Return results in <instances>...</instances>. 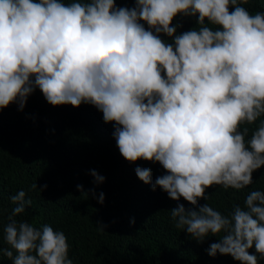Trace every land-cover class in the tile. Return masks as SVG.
Listing matches in <instances>:
<instances>
[{"label": "clouds", "instance_id": "9594fccd", "mask_svg": "<svg viewBox=\"0 0 264 264\" xmlns=\"http://www.w3.org/2000/svg\"><path fill=\"white\" fill-rule=\"evenodd\" d=\"M247 2L0 0V110L15 103L23 111L36 89L52 106L96 107L125 160L165 170L155 181L149 168L135 172L177 202L169 210L176 229L198 243L215 237L212 257L258 264L250 250L264 259V191L251 190L227 215L199 203L213 185L248 188L264 167V12L250 13ZM181 15L197 27L178 34ZM26 196L9 198V247L0 253L12 264H73L63 231L17 220L32 206Z\"/></svg>", "mask_w": 264, "mask_h": 264}, {"label": "trees", "instance_id": "16d2710c", "mask_svg": "<svg viewBox=\"0 0 264 264\" xmlns=\"http://www.w3.org/2000/svg\"><path fill=\"white\" fill-rule=\"evenodd\" d=\"M116 5L131 8L135 0H116ZM243 6L252 14L264 12V0H248ZM173 24H182L178 34L197 27L195 18L182 15ZM162 39L171 42L166 36ZM113 132V124H106L96 107L52 106L39 89L23 111L15 103L0 110V248L9 247L3 240V228L15 207L9 198L24 190L32 206L17 220L63 231L73 264H239L231 256L208 254L215 237L198 243L174 227L169 210L177 202L162 189L153 191L135 172L136 167L149 168L155 181L165 170L158 163L125 160ZM91 170L105 182L97 185ZM253 181L243 190L213 185L206 192L211 199L199 203L227 215L234 205L243 206L251 190L264 191V167L253 173ZM33 184L36 189L31 188ZM44 185L47 188L41 192ZM89 190L95 191V197ZM180 203L192 207L183 199ZM250 253L264 264L255 248ZM0 264H12V260L0 253Z\"/></svg>", "mask_w": 264, "mask_h": 264}]
</instances>
